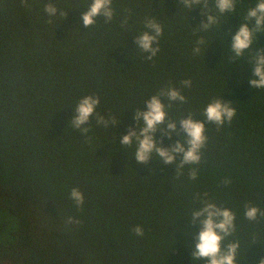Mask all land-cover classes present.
<instances>
[{
    "label": "trees",
    "instance_id": "16d2710c",
    "mask_svg": "<svg viewBox=\"0 0 264 264\" xmlns=\"http://www.w3.org/2000/svg\"><path fill=\"white\" fill-rule=\"evenodd\" d=\"M89 3L0 0V264H206L191 258L200 225L189 219L204 199L236 215L224 241L239 243L236 264H259L264 217L249 221L244 206L264 210V89L249 87V66L232 63L229 51L254 0H242L207 32L198 28L201 7L188 10L178 0H112L113 19L97 17L85 28L80 17ZM46 4H55L56 16ZM150 16L163 35L149 61L134 37ZM256 47L264 49V34ZM169 85L186 97L167 109L170 119L203 120L214 97L236 109L230 124H205L200 164L179 175L154 157L137 163L135 148L120 144L130 127L138 130L134 111ZM85 95L99 96L95 111L117 124L106 129L93 116L86 135L74 129L73 110ZM155 138L163 147L178 139ZM190 167L198 169L195 180ZM225 178L231 183L222 185ZM73 187L84 196L79 208L69 199ZM69 216L79 223L66 225ZM137 225L143 237L132 231Z\"/></svg>",
    "mask_w": 264,
    "mask_h": 264
},
{
    "label": "clouds",
    "instance_id": "9594fccd",
    "mask_svg": "<svg viewBox=\"0 0 264 264\" xmlns=\"http://www.w3.org/2000/svg\"><path fill=\"white\" fill-rule=\"evenodd\" d=\"M184 8L191 10L197 6L201 7L204 20L199 24V30L207 32L213 27L220 28V18L237 12V5L242 0H178ZM27 5L28 0H21ZM45 13L49 17H54L58 13L55 4H46ZM65 17L66 13H61ZM103 17L106 22H110L114 16L112 0H90L86 11L81 14V21L85 28L96 24L97 17ZM241 23L234 34L231 35L229 51L232 63L243 61L249 66L250 77L248 85L251 89H264V49L257 48L259 37L264 34V0H254L252 6L247 7L242 16H239ZM51 22V21H49ZM127 17L122 19L121 25L127 24ZM145 31L134 37L136 48L147 53L146 60H152L160 51L159 38L163 35L162 24L154 17H146L144 20ZM231 29L224 34L229 35ZM203 37L195 42L192 49L193 55H199L201 45H204ZM209 45V44H208ZM207 45V47H208ZM206 47V48H207ZM205 48V49H206ZM183 88L191 87V80L181 81ZM163 98V99H162ZM167 101L165 103L164 101ZM186 103V97L181 90L174 86L162 87L144 102L146 110L137 109L134 111V121L138 130L129 128L127 134L120 139L122 147L135 148L133 158L137 163L148 164L151 158L166 165H174L175 173L183 174L185 165H199L201 162V150L207 143L205 124H215L219 129L224 124H230L236 114V109L232 102L214 97L203 110V120H194L192 114L177 120L168 118L167 109L172 104ZM100 103V97L96 95H85L78 100L73 110L70 120L74 129L80 131L81 135H86L90 128V118L95 116L97 126L108 129L117 122L114 118L98 114L95 110ZM177 124L180 128H177ZM181 131L184 133L180 135ZM160 132L162 136L171 139L176 135L178 139L174 144L163 147L162 140L158 141L155 134ZM198 175L196 167H190L188 178L195 180ZM231 183L230 178L222 180V185ZM77 208L84 202L83 193L73 187L69 193ZM244 216L249 221H256L258 217H264V210L257 206L245 204ZM190 222L193 225L199 224L200 230L195 234L196 243L191 250L192 260H204L206 264H236V256L239 248L237 241L224 243L228 237L235 232V213L226 207L218 206L216 203L204 199L201 206L191 211ZM79 223L78 220L69 216L65 220L66 225ZM132 231L137 237H143L144 229L137 225ZM264 264V258L259 261Z\"/></svg>",
    "mask_w": 264,
    "mask_h": 264
}]
</instances>
